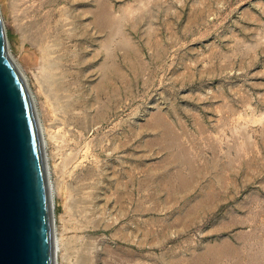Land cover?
Returning <instances> with one entry per match:
<instances>
[{"label": "rangeland", "instance_id": "1", "mask_svg": "<svg viewBox=\"0 0 264 264\" xmlns=\"http://www.w3.org/2000/svg\"><path fill=\"white\" fill-rule=\"evenodd\" d=\"M0 13L41 123L58 264H264V0Z\"/></svg>", "mask_w": 264, "mask_h": 264}, {"label": "water", "instance_id": "2", "mask_svg": "<svg viewBox=\"0 0 264 264\" xmlns=\"http://www.w3.org/2000/svg\"><path fill=\"white\" fill-rule=\"evenodd\" d=\"M0 264H54L42 134L0 13Z\"/></svg>", "mask_w": 264, "mask_h": 264}, {"label": "bare ground", "instance_id": "3", "mask_svg": "<svg viewBox=\"0 0 264 264\" xmlns=\"http://www.w3.org/2000/svg\"><path fill=\"white\" fill-rule=\"evenodd\" d=\"M35 40H38V39H35ZM35 43H36V41H35ZM35 43H34V45H35ZM37 45H38V41H37ZM9 52V51H8ZM44 52V51H43ZM42 59H43V57H42ZM13 62H14V60H12ZM42 61V60H41ZM15 64V63H14ZM16 65V64H15ZM45 65L43 64V67H44ZM49 66H50V64H49ZM17 67V66H16ZM18 68V67H17ZM19 70V69H18ZM19 72L21 73V71L19 70ZM22 74V73H21ZM53 75V74H52ZM23 76V75H22ZM23 78H24V76H23ZM24 80H25V78H24ZM25 82H26V80H25ZM32 101H33V104H34V107H35V111H36V116H37V119H38V125H39V128H40V132H41V134H43L42 133V128H41V123L39 122V116H38V113H37V109H36V105H35V102H34V100H33V97H32ZM43 136V135H42ZM44 142H43V139H42V144H43ZM50 190H52V188H50V186H49V191ZM53 192H51L50 191V200H51V208H52V210H53V206H54V197H53V194H52ZM54 222V221H53ZM54 224V223H53ZM54 230V229H53ZM54 232V231H53ZM53 237H54V234H53ZM53 240H54V238H53ZM58 243H57V241L56 240H54V264H58V253H59V249H58V245H57Z\"/></svg>", "mask_w": 264, "mask_h": 264}]
</instances>
